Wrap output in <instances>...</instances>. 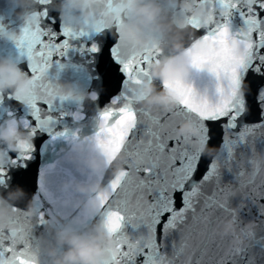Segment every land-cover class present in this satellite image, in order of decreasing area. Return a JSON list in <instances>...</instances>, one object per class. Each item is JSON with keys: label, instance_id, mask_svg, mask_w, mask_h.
Returning a JSON list of instances; mask_svg holds the SVG:
<instances>
[{"label": "snow or ice", "instance_id": "snow-or-ice-1", "mask_svg": "<svg viewBox=\"0 0 264 264\" xmlns=\"http://www.w3.org/2000/svg\"><path fill=\"white\" fill-rule=\"evenodd\" d=\"M194 2L204 9L208 22L188 19L194 35L185 51L191 68L207 70L215 77L214 99L198 96L183 78L153 81L152 65L159 64L165 53L126 41L118 31V17L115 38L109 37L105 16L118 11L123 0H91L100 11L91 28L62 23L48 7L52 0H38L37 14L18 41L21 56L27 61L31 91L26 97L0 93V126L20 127L33 141L45 135V143L52 144L83 140L105 157L109 172L118 169L107 179L104 173L88 177L89 183L103 187V191L90 194L98 202L99 212L80 214L84 223H102L114 239L104 264H226L227 256L245 249L238 247L216 258L222 221H239L228 205L232 189L219 186L218 163L211 160L207 171L197 176L202 156L195 145L217 148L213 128L222 122L224 135L219 148L225 167L231 170L236 148L250 143L257 129H264V0ZM72 57H79L78 81L88 91L94 109L88 118L90 135H84L80 126L86 118L83 106L69 111V97L48 78L50 68H62ZM101 63L103 72L99 70ZM253 81H258L255 87L251 86ZM145 82L158 83L159 88L171 92L176 107L148 108L139 103L140 87ZM12 102L19 107H13ZM251 117L259 123L246 125L244 121ZM69 118L71 130L66 126ZM185 120L196 124L198 137L178 134ZM20 149L13 153L0 145V192L17 185L25 189L14 181L12 170L27 169L37 145L22 143ZM251 163L253 172L240 171L239 178L241 190L255 202L264 197V157L259 166L255 156ZM257 172L261 174L259 189ZM46 179L42 174L38 182L43 195L37 200L40 211L35 220L14 209L18 215L13 228L0 231V264H38L32 229L44 226L54 215H67L49 196ZM63 181L61 175L51 177L53 184ZM209 184L215 185L216 191L206 196L204 189ZM216 210L220 214L213 220ZM260 211L264 214V206ZM176 232L179 240H173L168 251V240ZM241 234L249 240L255 237L249 230H241Z\"/></svg>", "mask_w": 264, "mask_h": 264}, {"label": "clouds", "instance_id": "clouds-1", "mask_svg": "<svg viewBox=\"0 0 264 264\" xmlns=\"http://www.w3.org/2000/svg\"><path fill=\"white\" fill-rule=\"evenodd\" d=\"M35 0H33V3ZM67 2V0H66ZM190 13L192 9L188 5H183ZM123 23L119 32L128 41H133L137 45H148L150 47H161V41L156 37L157 33H164L171 29L170 24H165L162 17V9L154 2V0H130V3L121 12ZM91 18L90 16L88 17ZM114 27V25H113ZM189 26H183L181 29L189 30ZM182 45L173 43L172 49L176 52L182 51ZM188 57L185 55L173 56L165 59L160 64L152 65L153 76L157 79L183 78L188 72ZM30 76L21 70V68L7 59H0V92L10 93L13 97H26L31 91ZM146 91L151 92L150 85H146ZM149 103L174 104L175 99L172 94L164 91L155 96H151ZM187 129H182L186 131ZM21 138H24L23 135ZM10 150L17 148L9 143ZM82 148L77 146L76 151ZM213 159L218 155V150H206V153ZM29 211L35 215V211L31 208ZM10 215V214H9ZM0 227L7 230L8 225L0 218ZM51 228V225H49ZM245 230L252 231L251 224L247 225ZM235 232V226L228 222L224 225L223 234L231 236ZM57 242L66 246L67 251L62 257L54 260L53 264H102L103 259L107 256L106 249L113 243V238L108 236L106 232L97 229L95 235H76L66 234L63 231L56 233ZM237 240L235 243H240ZM51 255L55 256V252Z\"/></svg>", "mask_w": 264, "mask_h": 264}, {"label": "water", "instance_id": "water-1", "mask_svg": "<svg viewBox=\"0 0 264 264\" xmlns=\"http://www.w3.org/2000/svg\"><path fill=\"white\" fill-rule=\"evenodd\" d=\"M190 6L192 9V17H196L201 20L202 23H207L208 18L202 7H198L194 0H190ZM248 6V5H246ZM200 80L202 86L203 96L209 99L215 98L216 81L215 77L207 70H201ZM258 81H253L251 86L255 87ZM244 91H247L245 86ZM222 122H217L213 128L214 139L213 144L217 145L218 155L214 159L219 165L220 171V187H228L232 189V194L229 196L228 205L235 213L238 223H234L231 218L227 219V223L231 222L235 226V232L231 235L233 249L245 248L240 254L235 255L237 264H264V214H261L260 207L264 206V197L256 198L253 202V198L247 196L244 190H241V178H239V172L244 171L246 173L253 172V165L251 163L253 156H255L256 163L259 166L261 164V158L264 157V129H257L250 136V143L241 144L236 148L234 159L232 162V168L225 167V156L219 145L224 135V130L220 126ZM246 125L257 124L259 120L256 117H251L244 121ZM238 128L236 131H239ZM243 164L241 168L239 165ZM255 183L259 189L261 184V174L256 173ZM255 225L252 231L255 233V237L249 240L247 237L241 234V230H245L247 225ZM238 237V239H237ZM241 241L235 243V241Z\"/></svg>", "mask_w": 264, "mask_h": 264}]
</instances>
